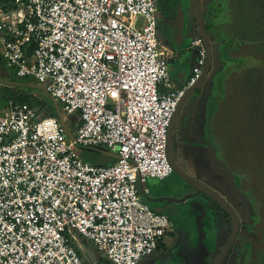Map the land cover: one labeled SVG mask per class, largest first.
Here are the masks:
<instances>
[{"label": "built area", "instance_id": "obj_1", "mask_svg": "<svg viewBox=\"0 0 264 264\" xmlns=\"http://www.w3.org/2000/svg\"><path fill=\"white\" fill-rule=\"evenodd\" d=\"M156 11V0H0L5 68L61 107L0 110V264H83L73 234L112 264H137L161 243L171 225L145 183L173 173L167 127L205 50L197 38L189 79L173 84ZM100 146L114 163L82 160Z\"/></svg>", "mask_w": 264, "mask_h": 264}, {"label": "rangeland", "instance_id": "obj_2", "mask_svg": "<svg viewBox=\"0 0 264 264\" xmlns=\"http://www.w3.org/2000/svg\"><path fill=\"white\" fill-rule=\"evenodd\" d=\"M170 1L173 3L171 4L172 6H177L175 0H156L158 9V38L159 41L164 45H170L167 42L170 40L172 41L174 47H178L174 43V40H179V36L175 28L176 24L172 22V13L168 9V5H166ZM202 1L203 3L207 4L209 0ZM239 2V9L241 11H247L245 13L246 15L242 17V21H239L238 18L240 13L236 15L237 10L235 12V15L238 19V25L240 27L242 26L243 28L241 29V31L236 30V20H234V22L230 20L225 27L227 28V31L231 30V36L233 37L232 41L237 42V44H239L240 40H244L241 46H247V50L249 51V53L246 54L250 56H256V62H262L263 65L247 67L245 68L246 70L242 71L241 73H233L232 76L227 79L228 81L225 83V87L218 91L220 92V99H216V105L218 106V108L216 109V127L214 128H216L219 136L224 137L227 141L223 143V151L225 155H227L226 152L229 143H231L230 139L233 140L238 150L243 147L246 149L242 151L243 154H245V159L243 156L241 158L242 162L244 160L245 162H248L247 169L249 174L252 175V177L250 178L255 188L254 192H256L257 195L260 198H263L264 200V168L258 167L256 165H250L253 161L252 159L255 157V154L252 152V146H250L251 141H254V139H252V136H254V133L262 134L264 132V18L261 20V22H258L256 20L257 17L260 15H256L254 13L252 3L249 0L247 1L249 2V4L246 3L244 0H239ZM257 14L264 15V12H260ZM255 26L256 28H254ZM184 27H186V25ZM192 32H194L195 35H198L196 30H192ZM252 37H256L257 39H254ZM232 41L228 43L231 45L232 48L235 49L233 51L238 54V50H243V47H238L232 44ZM237 48L239 49L237 50ZM183 54V58H191L190 53L184 52ZM243 60H245V58ZM247 61L248 60H246L245 62L246 64L250 63V61ZM170 65L171 69H176V61L174 63H170ZM0 81L12 82L21 85L25 84L36 91L37 89L40 90L37 87H42L32 77L24 79L18 78L12 70L5 68L2 60L0 61ZM210 83L211 81L206 83L204 86L200 87L201 92L195 94L192 98L187 100L185 105L182 107L177 118L176 129L173 134L175 137V141L172 142L173 157L177 166L182 171H184L185 174L210 187L226 202L233 205V207L235 206L236 210L240 214L241 221L243 220V224H245L243 204L237 196H234V194H232V191L234 192V189L230 188L229 181L231 182V180L226 178L225 173L222 174L223 176H221V172L218 169L216 170L215 168H213L209 160L210 149L212 148H205L206 142L202 141V139H205V130L203 126L202 128L200 127L202 122V116H204V110L206 107L204 100L207 95V90H209L208 92L212 90L211 92L213 93V88H215H212V84ZM5 84H0V92L3 90ZM37 93L38 92H36V94ZM37 95L40 96V94ZM55 104L60 112L61 107L59 106V104ZM54 114H57L55 110ZM72 122L73 120L71 118V123ZM252 128H254V130ZM223 131L224 133H222ZM175 143L177 147L176 150L174 148ZM259 147L263 149V141H260ZM239 155L240 152L238 153V156ZM81 158L83 159V156ZM239 159L240 158H238V160ZM257 160L259 162L264 161L259 158H257ZM257 176L259 178V181L254 178ZM145 185L148 188L149 192H151V194H157L159 192L165 194H178V192L176 191H182L181 189L188 188L187 184L174 173L162 180L157 178H149L146 180ZM190 203L191 204L181 205L179 208L170 205L160 206V208L157 209L169 214L170 216H174L173 218H179L182 216L185 218V222L190 221L191 223L192 220L195 221V219L192 217L190 218V215H196L197 212H199L200 215L201 208L205 207L207 208L206 210H208V212L211 211L212 213H210V215L214 216V218H210L209 213H207V215L210 218L209 222L212 233L210 234L205 226L202 225L200 227L202 231L201 235H203L202 245L203 248H205H202L201 251L202 253H204L205 251V256H210V253L212 256H214L221 244L228 237L230 233L229 231L231 230V222L230 220H227L226 222L227 217H223V213L222 211H220L218 206L214 204L213 201L208 200V198H206L205 196L200 197L198 201L191 200ZM188 206H191V208L192 206H194L195 209L188 210ZM185 226L190 227V225L186 224ZM241 234H244L243 229L241 230ZM72 237L73 244L76 247L77 253H80V259L83 264H100L98 262V259L103 257V254L101 252L94 251L95 249L92 244L88 241L84 242L85 239L80 237L79 235L73 234ZM168 237L171 236L166 235L162 239V244L164 245L163 249L155 251L152 254L144 257L137 264H182V259L185 257V254L183 255L181 251L177 248H175L171 253V248H173V246L175 247L176 244H174L175 241L172 242V240H170ZM178 240L179 239H177L176 241L178 242ZM234 247L235 248H233L232 252L236 253L238 245H235ZM247 247L248 246H244L242 251L247 252ZM250 251H252V248H250ZM236 257L230 255L229 251L226 254L224 264H239L237 263ZM251 257L252 258H250L249 256V263L248 259H246L243 264H255L256 261H254L253 254H251ZM107 261L109 262H107V264H112L109 260ZM258 263L264 264V260L262 259V261H258Z\"/></svg>", "mask_w": 264, "mask_h": 264}, {"label": "flooded vegetation", "instance_id": "obj_3", "mask_svg": "<svg viewBox=\"0 0 264 264\" xmlns=\"http://www.w3.org/2000/svg\"><path fill=\"white\" fill-rule=\"evenodd\" d=\"M175 3L177 4V6H174L173 8H171V13H172L171 19L176 20L177 17H175V13H177V16L181 14V17L184 20H187L188 26H191V32H190L191 37L194 36L195 34L194 32H192V30L193 31L196 30V32L198 33V27H197L196 20H195L193 0H179V1L175 0ZM201 8H202V15H203V20L205 24V29L208 34L210 44H211V50H212L211 68L206 78L202 82V84L208 83L209 81H211L210 84H212V88L215 87L213 88L214 90L213 93L211 92L212 90L210 92H208L209 90H207L206 92L207 95L204 100L206 107L204 110V116H202V122H201L200 127L202 128L203 126L205 130V139H202V141L206 142L205 148H208V147L212 148L210 149V158H209L211 165L213 166V168H215L216 170L218 169L221 172V176H223L222 174L225 173L226 178L231 180V182L229 181V185H230V188L234 189V192L232 191V194H234V196H237L243 204L245 224H243V220L241 221L240 214L236 210L235 206L233 207V205L228 203L238 215L240 226H239L237 236L234 242L232 243V245L230 246V248L227 250L226 254L230 251V255H233L234 257L237 256L236 257L237 263H239L240 258L242 257V249L244 248V246L246 247L250 244L248 242L242 243L240 240L243 238H248L249 233H252L253 222L259 217L258 214L264 209V200L263 198H260L256 192H254L255 188L250 178L252 177V175L249 174L247 167H243L242 165H239V167L237 168L230 167V164H229L230 161H228V158L224 154V151H223L224 150L223 143L227 141L224 137L219 136L216 128H214L216 127L215 117H216V109L218 108V106L216 105V99L218 98L220 99V92L218 91L225 87V83L228 81L227 79H229L233 73H241L242 71L246 70L245 68L247 67L261 66L263 65V63L262 62L257 63L256 56L254 55L250 56V55L244 54L240 50H238V48H237L238 54H236V52L233 51L235 49L232 48L231 45L228 43L229 41L221 42V39L223 37L228 38V40H229V37L230 38L232 37L231 30L227 31V28L225 26L230 20L232 21L235 20L236 7L230 4L229 0H209L207 4L203 3V1L201 0ZM222 28H223V31H222ZM244 58L245 60H243ZM246 60H248L247 62L250 61V63L246 64L245 63ZM202 84L189 96L187 100L192 98L195 94L201 92L200 87H202ZM212 127H213V130H212ZM254 128L252 129L254 130ZM175 129H176V125H175ZM222 133H224V131ZM259 134L262 135V138L260 141L264 142V136H263L264 132L262 134L258 133L257 134L258 137H259ZM173 141H175L174 135H173ZM230 142L231 143H229L228 149L233 150L235 152L236 145L231 139H230ZM259 143L260 142H258V140L256 141L254 140L253 142L251 141V145H255L252 147V151L257 153V156H255L253 159L254 161H258L256 157H258L259 159H263L262 153L259 152V150L261 149L259 147ZM174 148L176 150L177 148L176 143H175ZM172 149H173V145H172ZM223 154L225 157L223 156ZM239 168L242 169L243 173L240 172ZM187 186L188 188H183L181 189L182 191H176L178 192V194H171V193L159 194L158 193L157 196H152L150 192L149 196H151L152 198H163V199L159 202L157 201L156 203L150 202V201L148 202V200L146 201L151 206L157 205L156 206L157 208H160V206H170V205L179 208L181 205L191 204L190 203L191 200L198 201V199H200V197L202 196H205L206 198H208V200L213 201L211 198L207 197L203 193H200L193 197H188L183 201H175V200H180L184 196L195 193V189H193L189 184H187ZM213 203L216 204L214 201ZM218 208L220 209V211H222L223 217H227L226 222L227 220H230L231 222V226H230L231 230L229 231L230 233L228 235L229 237L231 234L232 228H233V221L222 210L220 206H218ZM187 209L194 210L195 208L194 206H192V208L191 206H188ZM206 209L207 208L205 207L201 208L200 215H199V212H197L196 215L195 214L190 215V218L192 217L195 219V221L192 220V223L190 221L185 222L184 221L185 218L182 216L179 218H176V217L173 218L174 216H170L169 214L166 213L171 226L167 230L165 236L170 235L171 237H168V238L172 240V242L175 241L174 244L176 245L175 247L173 246V248H171L172 250L171 253L173 252L175 248H177L178 250L181 251L183 255L185 254V257L182 259L183 261L182 264H213L220 249L223 247L226 240L228 239L227 237L226 240L221 244V246L219 247L218 251L216 252L214 256H212L211 253H210V256L209 255L205 256V251L204 253H202L201 250L203 248V245H202L203 235H201L202 231L200 227L202 225L205 226L208 232L211 234L212 232H211L209 219L214 218V216L210 215V213L212 212L211 211L208 212V210ZM207 213H209L210 218L207 215ZM185 224L190 225L191 228L185 226ZM242 229L244 231V234H241ZM180 230L186 233L187 241H188L187 244L185 242L183 243L181 242L180 236H179ZM177 239H179L178 242L176 241ZM235 245H238V249L236 250L237 251L236 253L232 252L233 248H235L234 247ZM226 254L223 256L219 264H224L225 259H226Z\"/></svg>", "mask_w": 264, "mask_h": 264}, {"label": "trees", "instance_id": "obj_4", "mask_svg": "<svg viewBox=\"0 0 264 264\" xmlns=\"http://www.w3.org/2000/svg\"><path fill=\"white\" fill-rule=\"evenodd\" d=\"M244 1L249 4V2H247L248 0H244ZM249 1L252 3L254 13L256 15H260L257 17L256 20L258 22H261V20L264 18V15L257 14V13L264 12V0H249ZM171 4H173V3L170 1L166 5H168L169 8H172ZM230 4H232L236 7V9H235V10H237L236 15H238V13H240L238 18H239V21H242L243 20L242 17H244V15H246L245 13L247 11L246 10L241 11L239 9V5H240L239 0L230 1ZM238 10H239V12H238ZM236 15H235V20H236L235 21V23H236L235 27H236V30L241 31V29L243 27L242 26L240 27L238 25V19H237ZM254 28H256V26ZM232 38L233 37H231V38L229 37V40H228V38L223 37L221 39V42H225V41L230 42V41H232ZM252 38L257 39L256 37H252ZM240 42H241L240 44H237V42L232 41V44H234L238 47H243V46H241V44L244 42V40H240ZM240 51L244 54L249 53V51L247 50V46L243 47V50H240ZM0 61H1V57H0ZM40 90L37 89V91H36V90L32 89L31 87H29L25 84H22V85H7V84H5L3 90L0 92V110L6 106V104L9 100H13L14 102L28 104L38 115H40L42 117L45 115L58 116L59 110L56 107V104L52 101V99L49 97V95L45 91H43V90L40 91ZM36 92H38L37 94H40V96H38L36 94ZM48 97L51 101L48 99ZM54 110L57 112L56 115L54 114ZM72 120H73L72 124H74L77 121V117L73 116ZM261 138H262V135H260V134H259V137L255 133H254V136H252V139H254L255 141L258 140V142H260ZM250 146L253 147L255 145H250ZM244 149L245 148L243 147V148L238 150V148L236 147L235 152L233 150L227 149V152H226L227 155L226 156L228 158V161H230L229 162L230 167L237 168V167H239V165H242L243 167H248V162H245V160L242 162V159H241L242 156L245 159V154H243V152H242ZM239 152H240V155H239L240 157L238 156ZM259 152L262 153V156H263L262 160H264V147H263V149H260ZM253 153L255 154V156H257L256 152H253ZM80 156L81 157L83 156V159H82L83 161L90 163L92 165H96V166L109 165V164L114 163L116 160L115 156L110 154L108 149L106 147H103V146H100L97 148H82L80 151ZM238 158H240V159L238 160ZM256 158H258V157H256ZM250 165H253V166L256 165L258 167L264 168V161L259 162V161L253 160ZM239 170L241 173H243L242 169L239 168ZM254 178H256V180L259 181L258 176L254 177ZM260 194H262V193H260ZM158 213L166 214L164 212H158ZM258 215H259V217L253 222L252 233H249L248 238H243L240 240L242 243L248 242L250 244L247 247L248 248L247 252L242 251L243 256L240 258L239 264H243V262L246 259H248V263H249V256H250V258H252L251 254H253L254 261H256L255 264H261V263H258V261H262V259L264 260V209ZM72 236L70 237V239H71V243L73 244V240H72L73 237ZM84 242H87V240H84ZM73 246L75 247L74 244H73ZM163 248H164V245L162 244V241H161V243L157 246L155 251L161 250ZM250 248H252V251H250ZM94 249H95L94 251H97L96 248H94ZM78 255H79V257H81L80 253H78ZM104 258L105 257L103 255V257L98 259V262L100 264H107V262H108L107 258H105V259ZM84 264H86V263H84ZM250 264H252V263H250Z\"/></svg>", "mask_w": 264, "mask_h": 264}, {"label": "water", "instance_id": "obj_5", "mask_svg": "<svg viewBox=\"0 0 264 264\" xmlns=\"http://www.w3.org/2000/svg\"><path fill=\"white\" fill-rule=\"evenodd\" d=\"M193 6H194V13H195V20H196V24L198 27L199 38L202 41V44H203V47L205 50V64L203 66V69H202L200 76L195 80V82H193L191 85H189L185 89V91H184L182 97L180 98V100H179V102H178V104H177V106L173 112V115L169 121V124L167 127V134H166V155H167V159H168V161L172 167L173 173L176 176H178L179 178H181L182 180H184L193 189H195V193L184 196L180 200H175V201H183L188 197H193V196H196L200 193H203L207 197L211 198L218 206H220L222 208V210L233 221V228H232L231 234L228 237V239L226 240L223 247L220 249L215 261L213 262V264H219L221 259L226 254L227 250L230 248V246L232 245V243L234 242V240L237 236L239 226H240V221H239L238 215L232 209V207L228 204V202H226L223 198H221L214 190H212L208 186L204 185L200 181L193 179V178L189 177L188 175H186L174 162L173 153H172L173 134H174L175 125H176L179 113H180L183 105L185 104V102L189 98V96L202 84V82L206 78L207 74L209 73L210 68H211V64H212L211 44H210V40H209L208 34L206 32V29H205V24H204L203 15H202V8H201V0H193ZM3 83L4 84L6 83L7 85H21V84L12 83V82H1L0 81V84H3ZM37 88L45 91L43 87H37ZM52 101L55 102L53 99H52ZM59 115H60V112H58V116ZM66 132L69 136H71V133L69 132V130L66 129ZM145 199L150 201V202H157V201L159 202L163 198H152L149 195H145ZM179 236H180V240L182 243L183 242H185L186 244L188 243L187 235L185 232L180 230Z\"/></svg>", "mask_w": 264, "mask_h": 264}, {"label": "crops", "instance_id": "obj_6", "mask_svg": "<svg viewBox=\"0 0 264 264\" xmlns=\"http://www.w3.org/2000/svg\"><path fill=\"white\" fill-rule=\"evenodd\" d=\"M173 7L174 6H172V8ZM168 9L171 11V8H168ZM157 13H158V9L156 11V22H157V27H158ZM175 17H177L176 20L173 19L172 22L176 24L175 28L177 30L179 40L178 41L174 40V43L178 47H174L172 41L170 40L167 41L170 45H164L163 43H161L158 38V32H157V38L161 45L165 46L167 49H169L172 52V54L170 55L168 59L170 80L176 86L181 87L187 82V80L189 79L191 75V70H192V67L196 59L195 47L192 44L198 38L195 36H198V35H194L195 38L190 36L191 26H188L187 20H184L181 17V14L177 16V13H175ZM185 25L186 27H184ZM184 52L190 53L191 58L190 57H188L187 59L183 58ZM175 61H176V69L173 70L171 69L170 63H174ZM205 84L206 83L202 84V86H204ZM159 194L161 193L159 192ZM151 195L157 196L158 193L151 194ZM156 206L150 205V207L156 212H162L161 210H158Z\"/></svg>", "mask_w": 264, "mask_h": 264}]
</instances>
